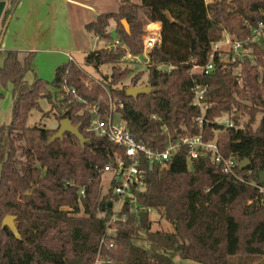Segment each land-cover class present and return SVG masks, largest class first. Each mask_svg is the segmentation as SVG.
<instances>
[{"label": "trees", "instance_id": "obj_1", "mask_svg": "<svg viewBox=\"0 0 264 264\" xmlns=\"http://www.w3.org/2000/svg\"><path fill=\"white\" fill-rule=\"evenodd\" d=\"M0 1L7 3L4 27L20 0ZM262 22L264 0H120L117 13L102 14L86 26L95 38L124 45L85 56V67L98 73L112 66V75L99 80L69 61L56 70L52 83L37 78L29 84L25 78L34 55L21 59L18 51H0V102L8 87L16 94L12 122L0 127V264H95L99 257L107 264H174V257L198 264L264 261V42L247 43L246 54L219 52L212 72L190 74L193 67L209 63L213 46L225 34L247 41ZM149 24L161 26V40L146 64L145 87L152 92L129 98L128 89L120 86L130 68L121 64L128 62V53L144 59ZM2 35L3 28L0 41ZM143 76H134L132 87L138 88ZM196 84L208 88L204 141H216L226 159H236L235 173L242 181L226 175L211 155L189 164L185 147L165 165L143 159L145 188L134 191L139 207L133 210L128 201L120 214L126 221L116 222L108 237L118 198L115 182L106 194L102 179L123 151L89 132L90 108L97 104L106 120L118 113L138 143L163 152L170 141L200 133L196 121L201 113L192 93ZM64 86L76 94L63 91ZM42 98L53 105L59 122L80 125L88 139L84 148L70 134L48 146L58 129L28 126ZM224 117L235 127L219 124ZM243 117L247 121L242 124ZM244 161L250 164L240 171ZM149 210L172 231L154 232ZM8 216L16 217L21 240L2 227Z\"/></svg>", "mask_w": 264, "mask_h": 264}, {"label": "built area", "instance_id": "obj_2", "mask_svg": "<svg viewBox=\"0 0 264 264\" xmlns=\"http://www.w3.org/2000/svg\"><path fill=\"white\" fill-rule=\"evenodd\" d=\"M205 1L208 3V0ZM160 40V33L144 36V59L147 63H149V53L156 47ZM257 40L264 42L263 22L257 25L247 41H239L236 38L231 37L229 34H225L223 40L213 46V53L210 56L209 63L206 66L193 67V69L190 71V74L193 76L202 74L204 72H212L214 70V61L217 53L224 52L229 54L230 52H233L234 54H239L240 52H243L246 54L248 51L245 49V45L249 42H254ZM96 41L99 43L102 40L100 38H96ZM104 47L110 49L124 47V45L119 40H115L111 44L109 43ZM69 58L70 61H73L71 57ZM126 59L138 60L139 58L132 57V55L128 53ZM62 90L67 93H71L72 95L76 94L75 90H70L66 86H64ZM192 93L194 96L193 105L197 107L201 113V116L196 121L200 133L196 136L188 135L175 142L170 141L168 147L163 152H154L142 143H138L133 138L125 124H120L118 126L114 124L113 115H111L107 120L103 119L97 104L90 108V112L93 114V120L91 121L89 132L95 134L98 137L107 138L111 143L118 146L123 151L122 156L115 155L116 159L113 165H108L104 169V174L111 175L112 182H115L113 194L118 198V202L114 208V214L108 225V237L114 235V224L116 222L126 221V216L120 217V214L122 213L128 201L130 202L133 210H137L139 207L134 191H143L145 188V176L143 170L141 169L143 159L149 161L150 164L165 165V163L170 161L183 147H185L188 150L189 164L211 155L213 161L216 164L222 166L223 172L226 175L233 176L237 180L242 181L236 176L235 173V169L238 166L236 159L234 157L226 159L221 154L216 141H204L203 131L205 126V113L209 108V105L205 102L208 88L196 84L192 88ZM121 107H123V105H121ZM112 109L116 110L113 104ZM219 124L222 123L219 122ZM226 127L234 128L235 126L232 121H228ZM148 212L150 214L152 213L151 210ZM113 247L114 244L112 243L110 248ZM95 264H107V262L99 257Z\"/></svg>", "mask_w": 264, "mask_h": 264}, {"label": "crops", "instance_id": "obj_3", "mask_svg": "<svg viewBox=\"0 0 264 264\" xmlns=\"http://www.w3.org/2000/svg\"><path fill=\"white\" fill-rule=\"evenodd\" d=\"M119 8L120 0H20L6 25L0 24L4 32L0 51H18L21 59L33 54L32 72L26 82L32 84L37 78L49 81L59 67L70 61L69 57L76 62V56L84 55L85 59L97 50L86 26L102 14L117 13ZM151 25L161 30L160 24ZM115 30L112 21L110 31ZM4 93L0 102V121H4L0 127L12 122L16 97L11 86Z\"/></svg>", "mask_w": 264, "mask_h": 264}, {"label": "rangeland", "instance_id": "obj_4", "mask_svg": "<svg viewBox=\"0 0 264 264\" xmlns=\"http://www.w3.org/2000/svg\"><path fill=\"white\" fill-rule=\"evenodd\" d=\"M212 2H213V0H208V3H212ZM157 29L158 28L156 26L154 27L151 24L147 25L145 28V30H146L145 35L159 34L160 31H158ZM113 37L116 38L115 34H113ZM89 40H90L92 45L95 43V49H101V48H104L105 45L107 46V43H105L103 41H100L97 44L96 38L92 35H90ZM143 41H144V37H143ZM225 60L228 61L226 58H225ZM126 61H128V62H126L125 64H121V68L122 69H126L125 67L130 68V74H129L128 78L122 82V85L120 87L127 88V89L132 88V78L141 72L144 73V76L140 79V82L138 83V88L145 87L147 84V68H146L147 62H145V60L141 57L138 60H126ZM76 63L79 66L83 67L88 72V74L91 77H93L95 80H99L101 78V75H105V76H111L112 75V70H113L112 66H103L100 69L101 73H98L96 70H94L92 68L85 67L84 55L76 56ZM1 65H2V62H1ZM238 72H239V70H235V74ZM53 80H54V78H52L51 80H49L47 82L52 83ZM50 90H51L52 94L54 95L55 91L52 88ZM4 96H5V93H4ZM39 106H40V110L32 111V113L29 117V120H28V126L31 128H42V129H48V130L59 129L60 122L57 120L54 113L52 112L53 105L49 102V100L46 98L40 99L39 100ZM3 121L4 120L2 118L0 122L2 123ZM7 121H8V119H7ZM228 121H230V120L227 117H224L223 119H221L220 122L224 126H226ZM246 121H247V118L243 117V119L241 120V123L243 124ZM9 124L10 123H7V125H9ZM114 124L116 126H118L120 124H124L118 113H115V115H114ZM258 124H259V118L255 124V127H257ZM0 164H1V159H0ZM111 184H112V176L109 174H104L103 179H102V185L104 188V192L106 194L108 193V190H109ZM262 192L264 193V190H262ZM150 218L154 222V224H153V231L154 232H156V231H163V232L172 231L171 225L168 224L166 221H164L156 213H151ZM139 245H141L143 247H148V245L144 242H140ZM173 261H174V264H198V263L191 262V261H181L179 257H174ZM263 263H264V261L252 262V264H263Z\"/></svg>", "mask_w": 264, "mask_h": 264}, {"label": "water", "instance_id": "obj_5", "mask_svg": "<svg viewBox=\"0 0 264 264\" xmlns=\"http://www.w3.org/2000/svg\"><path fill=\"white\" fill-rule=\"evenodd\" d=\"M6 6H7L6 2L0 1V23H1V20L3 17V14L5 12ZM122 24L125 27L126 31L129 33L130 28H129L127 21H125V20L122 21ZM3 36H4V32H3V35H2V38L0 41V46L2 43ZM151 92H152V88H150V87H142V88L132 87L126 91V95L129 98H137V97L142 96V95H147ZM66 134H70V135L74 136L75 138H77L83 148L85 147L86 143L88 142V139H86L80 133V125L74 126L70 120L66 119V120L60 121V127H59L57 133L49 141L48 146L53 144L57 140H63V138ZM249 164H250L249 161H244L243 163H241L240 167H239L240 171L245 169ZM260 184L264 185V172L260 173ZM30 195L31 194H28L27 196H30ZM15 221H16V217L8 216L4 219L2 227L8 228L9 230H11V232L16 237V239L21 240V235L18 231V228L16 226Z\"/></svg>", "mask_w": 264, "mask_h": 264}]
</instances>
